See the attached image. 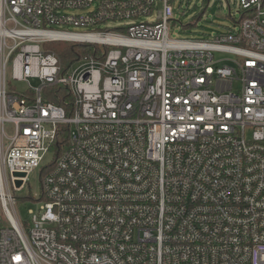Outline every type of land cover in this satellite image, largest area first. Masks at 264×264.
Here are the masks:
<instances>
[{"label": "built area", "instance_id": "built-area-1", "mask_svg": "<svg viewBox=\"0 0 264 264\" xmlns=\"http://www.w3.org/2000/svg\"><path fill=\"white\" fill-rule=\"evenodd\" d=\"M241 6L201 40L172 0H0V264H264V0Z\"/></svg>", "mask_w": 264, "mask_h": 264}, {"label": "rangeland", "instance_id": "rangeland-1", "mask_svg": "<svg viewBox=\"0 0 264 264\" xmlns=\"http://www.w3.org/2000/svg\"><path fill=\"white\" fill-rule=\"evenodd\" d=\"M174 8V20L170 22V36L180 39L214 40L221 33H228L240 26L242 18L241 0H172ZM114 25H111V27ZM70 29L81 30L70 27ZM217 56H222L217 53ZM33 86H40L41 81L32 79ZM17 89L25 90L26 82H16ZM9 134L13 133V126L7 124ZM53 159V153H49L44 165ZM41 169L35 170L29 178V185L25 190L18 193L21 197L18 210L21 219L30 220L29 209L36 208L37 203L28 198L41 192L40 173Z\"/></svg>", "mask_w": 264, "mask_h": 264}, {"label": "trees", "instance_id": "trees-1", "mask_svg": "<svg viewBox=\"0 0 264 264\" xmlns=\"http://www.w3.org/2000/svg\"><path fill=\"white\" fill-rule=\"evenodd\" d=\"M61 57L63 63H70L77 59L84 53V45L75 42L67 41H56L49 44ZM50 89V88H49ZM57 91L56 94L45 95L44 98L63 105L69 113V104L73 101V96L67 93V88L61 86H53ZM69 143V126L67 124H61L55 142L52 145V151L54 152V163L55 159L62 153L64 147Z\"/></svg>", "mask_w": 264, "mask_h": 264}]
</instances>
